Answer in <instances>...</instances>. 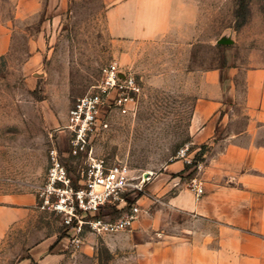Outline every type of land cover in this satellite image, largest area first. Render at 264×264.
Here are the masks:
<instances>
[{"label": "rangeland", "instance_id": "374dc122", "mask_svg": "<svg viewBox=\"0 0 264 264\" xmlns=\"http://www.w3.org/2000/svg\"><path fill=\"white\" fill-rule=\"evenodd\" d=\"M186 1L192 22L159 40L132 42L111 36L100 0H70L63 22L36 42L38 57L33 59L29 38L44 17L17 21L13 0H0V11L14 27L11 50L0 57V202L36 195L40 205L50 150L69 147L70 109L96 91L102 69L112 62L133 73L143 92L130 115L106 109L109 128L94 141L93 155L126 164L137 175L151 172L154 178L179 161L182 148L193 151L190 123L203 73L239 67L242 91L243 70L264 66V0ZM150 213L153 223L144 232L134 228L96 235L89 253L70 245L66 257L49 264H176L175 216L167 220L154 207ZM40 223L36 238H70L60 216L48 213ZM200 227L189 222V235ZM28 244L9 242L0 264H16Z\"/></svg>", "mask_w": 264, "mask_h": 264}, {"label": "crops", "instance_id": "0c3cea01", "mask_svg": "<svg viewBox=\"0 0 264 264\" xmlns=\"http://www.w3.org/2000/svg\"><path fill=\"white\" fill-rule=\"evenodd\" d=\"M100 1L109 33L123 41H156L194 18L186 0ZM13 2L17 21L44 17L41 28L29 38L36 59V42L63 22L70 0ZM13 32V24L0 11V57L9 54ZM240 71L223 66L204 72L201 78L190 133L193 155L205 148L203 166L194 171L205 194L199 198L188 189L191 170L179 160L151 177L146 195L139 200L141 214L132 229L144 232L152 225V207L167 220L175 216L176 264H264V66L243 70L242 91L237 81ZM59 153L72 184H83L86 154L74 157L70 146ZM48 213L55 214L40 209L36 195L0 202V253L9 242L17 241L29 244L16 264H49L66 257L70 238L58 242L56 234L39 239L33 233ZM189 222L207 229H193L190 236ZM96 237L85 234L84 252L91 251Z\"/></svg>", "mask_w": 264, "mask_h": 264}, {"label": "built area", "instance_id": "2783aa9c", "mask_svg": "<svg viewBox=\"0 0 264 264\" xmlns=\"http://www.w3.org/2000/svg\"><path fill=\"white\" fill-rule=\"evenodd\" d=\"M95 90L73 105L66 127L70 132L71 155L86 154L87 157L83 184H72L55 147L50 150L46 187L40 193L39 208L62 218L75 250L83 247L86 233L103 236L132 229L141 214L139 200L146 195L151 179L145 174L137 175L126 164L111 163L93 155L94 141L109 128L104 116L106 109L130 115L142 95V83L133 73L123 71L118 63L112 62L102 69ZM177 158L191 166V173L203 166L202 159H196L189 146L182 148ZM187 186L196 197L205 194L203 182L197 175L189 178Z\"/></svg>", "mask_w": 264, "mask_h": 264}, {"label": "trees", "instance_id": "16d2710c", "mask_svg": "<svg viewBox=\"0 0 264 264\" xmlns=\"http://www.w3.org/2000/svg\"><path fill=\"white\" fill-rule=\"evenodd\" d=\"M204 152H205V148H202L201 152L198 155L199 160L202 159V156H203ZM190 169H191V166H186V170H190Z\"/></svg>", "mask_w": 264, "mask_h": 264}, {"label": "bare ground", "instance_id": "6f19581e", "mask_svg": "<svg viewBox=\"0 0 264 264\" xmlns=\"http://www.w3.org/2000/svg\"><path fill=\"white\" fill-rule=\"evenodd\" d=\"M146 176H151L152 175V173L151 172H146V174H145Z\"/></svg>", "mask_w": 264, "mask_h": 264}]
</instances>
